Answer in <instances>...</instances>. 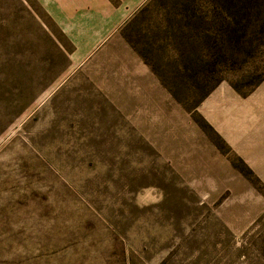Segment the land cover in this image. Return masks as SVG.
<instances>
[{"label":"rangeland","instance_id":"obj_1","mask_svg":"<svg viewBox=\"0 0 264 264\" xmlns=\"http://www.w3.org/2000/svg\"><path fill=\"white\" fill-rule=\"evenodd\" d=\"M0 0V264H264V0Z\"/></svg>","mask_w":264,"mask_h":264},{"label":"crops","instance_id":"obj_2","mask_svg":"<svg viewBox=\"0 0 264 264\" xmlns=\"http://www.w3.org/2000/svg\"><path fill=\"white\" fill-rule=\"evenodd\" d=\"M41 1L44 2V5L48 9L49 13L55 17L58 14L57 12H55V10L75 9L76 2L78 0H41ZM79 1H83V0H79ZM125 1L126 4L122 8H120L119 11L116 12L115 14H119L120 16H123L127 10L126 8L128 9L132 8V6L138 3L140 0H125Z\"/></svg>","mask_w":264,"mask_h":264}]
</instances>
